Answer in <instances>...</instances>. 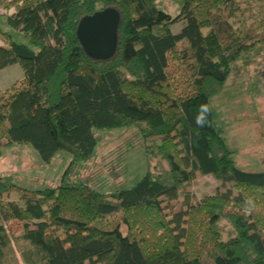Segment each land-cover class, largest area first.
I'll use <instances>...</instances> for the list:
<instances>
[{
	"label": "trees",
	"instance_id": "trees-1",
	"mask_svg": "<svg viewBox=\"0 0 264 264\" xmlns=\"http://www.w3.org/2000/svg\"><path fill=\"white\" fill-rule=\"evenodd\" d=\"M158 1L0 0L7 25L28 41L1 36L0 71L18 65L22 80L0 92V159L14 145L30 147L43 165L59 153L69 158L49 189L0 177V264L17 240L13 228L28 264H264V172L235 168L210 111V126L194 124L225 83L227 65L264 42L253 30L264 29V18L237 27L241 0H182L173 17ZM262 8L264 16V0ZM105 9L120 17L117 50L96 63L76 30ZM123 128L138 130L150 163L132 189L103 194L89 177L97 171L81 177L95 160L93 131ZM125 156L105 168L109 179L126 174ZM203 177L216 187L196 200L190 186Z\"/></svg>",
	"mask_w": 264,
	"mask_h": 264
},
{
	"label": "rangeland",
	"instance_id": "rangeland-1",
	"mask_svg": "<svg viewBox=\"0 0 264 264\" xmlns=\"http://www.w3.org/2000/svg\"><path fill=\"white\" fill-rule=\"evenodd\" d=\"M247 2V3H246ZM241 13L236 22L240 27L252 29L253 21L263 16L262 0H241ZM158 9L170 16H175L181 7L182 0H159ZM250 11V12H249ZM255 20H249L250 18ZM258 19H257V18ZM232 26L235 28L234 20ZM263 26H254L256 36L264 32ZM174 31V28L171 29ZM210 28L201 29V34L207 36ZM8 36L12 43L28 47L26 37L11 29L5 20V12L0 8V48L4 47L1 36ZM264 40V39H263ZM227 65V78L219 92L208 104L212 117V126L218 132L236 169L244 173L264 172V42L255 46L248 45ZM216 49H212L214 52ZM220 62V56L214 58ZM170 63L178 71L177 80L187 86L184 69L179 65L177 57ZM127 83L124 76H121ZM22 80V72L18 65L7 67L0 71V92ZM97 148L93 163L82 170L84 179L90 172L97 171L92 180H98L99 191L103 194L119 189H132L147 172L150 159L144 153V147L138 137V130L123 128L118 130L93 131ZM126 153V174L116 180L106 176L105 168L114 165V158L119 153ZM68 156L57 154L49 165H43L38 155L28 146H12L2 150L0 159V177L14 186L28 190H45L55 186L59 176L65 169ZM104 167V168H103ZM103 175V176H102ZM104 182V184H102ZM215 183L210 177H203L190 186V192L196 200L202 196L213 194ZM10 237L19 240V232L15 228ZM10 242L5 253V263L28 264L26 247L21 242ZM29 259V258H28Z\"/></svg>",
	"mask_w": 264,
	"mask_h": 264
},
{
	"label": "water",
	"instance_id": "water-1",
	"mask_svg": "<svg viewBox=\"0 0 264 264\" xmlns=\"http://www.w3.org/2000/svg\"><path fill=\"white\" fill-rule=\"evenodd\" d=\"M119 24V14L113 9H105L79 21L76 39L88 60L104 63L114 58Z\"/></svg>",
	"mask_w": 264,
	"mask_h": 264
},
{
	"label": "clouds",
	"instance_id": "clouds-1",
	"mask_svg": "<svg viewBox=\"0 0 264 264\" xmlns=\"http://www.w3.org/2000/svg\"><path fill=\"white\" fill-rule=\"evenodd\" d=\"M209 107L206 104H201L199 110L194 119V124L197 128H204L210 126L208 119ZM246 205H251V201H246Z\"/></svg>",
	"mask_w": 264,
	"mask_h": 264
}]
</instances>
